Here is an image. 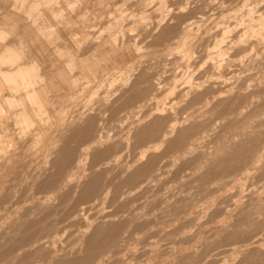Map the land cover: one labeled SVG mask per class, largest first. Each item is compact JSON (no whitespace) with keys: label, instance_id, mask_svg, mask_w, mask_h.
<instances>
[{"label":"rangeland","instance_id":"374dc122","mask_svg":"<svg viewBox=\"0 0 264 264\" xmlns=\"http://www.w3.org/2000/svg\"><path fill=\"white\" fill-rule=\"evenodd\" d=\"M0 264H264V0H0Z\"/></svg>","mask_w":264,"mask_h":264},{"label":"bare ground","instance_id":"6f19581e","mask_svg":"<svg viewBox=\"0 0 264 264\" xmlns=\"http://www.w3.org/2000/svg\"><path fill=\"white\" fill-rule=\"evenodd\" d=\"M22 5H23V3H22ZM4 76V75H3ZM3 78H5V77H3ZM142 93V92H141ZM7 103H9V102H7ZM5 105V104H4ZM3 107V106H2ZM2 107H1V109H2ZM33 112V111H32ZM159 121H161L160 119H159ZM163 122V121H162ZM162 122H160V123H162ZM101 137V136H100ZM101 140H102V138H101ZM97 141V140H96ZM136 160V159H135ZM38 242V241H37ZM31 244H33V243H31ZM38 244V243H37ZM41 244V243H40ZM21 245H22V243H21Z\"/></svg>","mask_w":264,"mask_h":264}]
</instances>
